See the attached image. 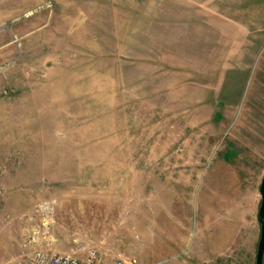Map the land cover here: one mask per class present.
<instances>
[{"label":"rangeland","instance_id":"1","mask_svg":"<svg viewBox=\"0 0 264 264\" xmlns=\"http://www.w3.org/2000/svg\"><path fill=\"white\" fill-rule=\"evenodd\" d=\"M263 175L264 0H0V264H255Z\"/></svg>","mask_w":264,"mask_h":264},{"label":"built area","instance_id":"2","mask_svg":"<svg viewBox=\"0 0 264 264\" xmlns=\"http://www.w3.org/2000/svg\"><path fill=\"white\" fill-rule=\"evenodd\" d=\"M19 264H101L98 252L91 249L82 259L67 253L51 252L47 249H35L27 253ZM111 264H134L124 259H117Z\"/></svg>","mask_w":264,"mask_h":264},{"label":"water","instance_id":"3","mask_svg":"<svg viewBox=\"0 0 264 264\" xmlns=\"http://www.w3.org/2000/svg\"><path fill=\"white\" fill-rule=\"evenodd\" d=\"M259 193L261 196V200L257 212V219L259 222L260 230L256 246L255 264H262L264 253V175L259 185Z\"/></svg>","mask_w":264,"mask_h":264}]
</instances>
